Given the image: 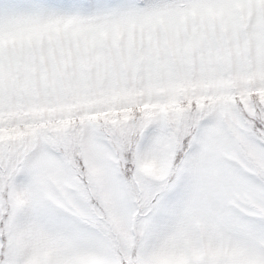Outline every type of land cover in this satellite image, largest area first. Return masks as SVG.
Listing matches in <instances>:
<instances>
[{
  "label": "snow or ice",
  "instance_id": "snow-or-ice-1",
  "mask_svg": "<svg viewBox=\"0 0 264 264\" xmlns=\"http://www.w3.org/2000/svg\"><path fill=\"white\" fill-rule=\"evenodd\" d=\"M0 264H264V0H0Z\"/></svg>",
  "mask_w": 264,
  "mask_h": 264
}]
</instances>
